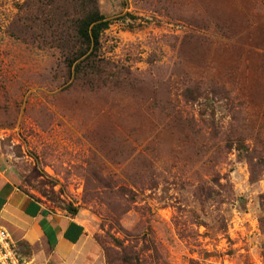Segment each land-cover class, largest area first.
<instances>
[{"label": "rangeland", "instance_id": "obj_1", "mask_svg": "<svg viewBox=\"0 0 264 264\" xmlns=\"http://www.w3.org/2000/svg\"><path fill=\"white\" fill-rule=\"evenodd\" d=\"M47 4L0 0V172L85 212L87 264H264V0H99L93 81Z\"/></svg>", "mask_w": 264, "mask_h": 264}, {"label": "crops", "instance_id": "obj_2", "mask_svg": "<svg viewBox=\"0 0 264 264\" xmlns=\"http://www.w3.org/2000/svg\"><path fill=\"white\" fill-rule=\"evenodd\" d=\"M0 226L29 264H87L94 243L85 212L54 211L19 190L0 172Z\"/></svg>", "mask_w": 264, "mask_h": 264}, {"label": "trees", "instance_id": "obj_3", "mask_svg": "<svg viewBox=\"0 0 264 264\" xmlns=\"http://www.w3.org/2000/svg\"><path fill=\"white\" fill-rule=\"evenodd\" d=\"M36 2V9L41 5L38 12L47 14L50 9L53 13L54 8L52 4H47V0H36ZM71 2L70 9L76 16L72 28L75 42L73 45L65 46L67 48L65 63L71 72L73 70L78 79L93 81L101 78L108 69V63L101 59L100 52L102 36L109 29L110 22L101 13L99 0H71ZM61 36L62 33L59 37ZM76 42L79 47L75 45ZM240 141L238 140V142ZM67 211L73 215L81 214L75 207H70Z\"/></svg>", "mask_w": 264, "mask_h": 264}, {"label": "built area", "instance_id": "obj_4", "mask_svg": "<svg viewBox=\"0 0 264 264\" xmlns=\"http://www.w3.org/2000/svg\"><path fill=\"white\" fill-rule=\"evenodd\" d=\"M0 264H29L7 229L0 226Z\"/></svg>", "mask_w": 264, "mask_h": 264}]
</instances>
